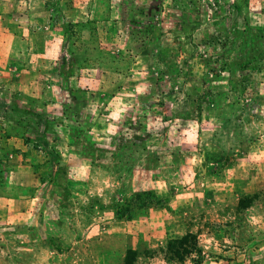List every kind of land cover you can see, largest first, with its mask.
I'll list each match as a JSON object with an SVG mask.
<instances>
[{"label": "rangeland", "instance_id": "374dc122", "mask_svg": "<svg viewBox=\"0 0 264 264\" xmlns=\"http://www.w3.org/2000/svg\"><path fill=\"white\" fill-rule=\"evenodd\" d=\"M36 1L0 0V264H264V0Z\"/></svg>", "mask_w": 264, "mask_h": 264}, {"label": "crops", "instance_id": "0c3cea01", "mask_svg": "<svg viewBox=\"0 0 264 264\" xmlns=\"http://www.w3.org/2000/svg\"><path fill=\"white\" fill-rule=\"evenodd\" d=\"M17 2L19 3L18 6L22 7V9H24L25 11H29L31 14H32V11H34V10L38 11V5L36 4L37 3L36 0H34V1L31 0V2L29 1L30 3L27 1H23V0H17ZM40 9H42V8H40ZM26 40L29 41L28 38Z\"/></svg>", "mask_w": 264, "mask_h": 264}, {"label": "trees", "instance_id": "16d2710c", "mask_svg": "<svg viewBox=\"0 0 264 264\" xmlns=\"http://www.w3.org/2000/svg\"><path fill=\"white\" fill-rule=\"evenodd\" d=\"M189 238H192L191 236H185L184 238H182L180 241H178L181 245L185 244ZM129 264H131V262H129Z\"/></svg>", "mask_w": 264, "mask_h": 264}]
</instances>
